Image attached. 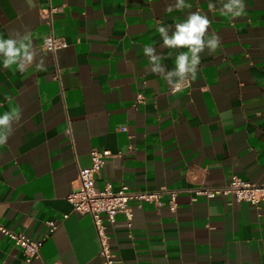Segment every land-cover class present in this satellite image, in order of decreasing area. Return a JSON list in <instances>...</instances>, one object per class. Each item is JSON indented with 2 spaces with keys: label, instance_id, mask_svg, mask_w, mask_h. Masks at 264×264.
Instances as JSON below:
<instances>
[{
  "label": "crops",
  "instance_id": "obj_1",
  "mask_svg": "<svg viewBox=\"0 0 264 264\" xmlns=\"http://www.w3.org/2000/svg\"><path fill=\"white\" fill-rule=\"evenodd\" d=\"M186 2L191 9L167 12L174 0H0V37L27 32L46 68L20 73L0 62V114L21 110L0 147V224L43 240L27 262L0 233V264H103L91 217L67 200L95 148L114 155L98 187L178 192L174 212L164 195L159 207H135L131 224L119 213L108 226L121 264H264V204L197 192L232 176L264 184V0H245L239 18L222 15L219 0ZM196 11L221 43L174 92L143 47L173 70L187 49L163 47L157 27L174 31ZM51 32L67 47L44 48Z\"/></svg>",
  "mask_w": 264,
  "mask_h": 264
},
{
  "label": "built area",
  "instance_id": "obj_2",
  "mask_svg": "<svg viewBox=\"0 0 264 264\" xmlns=\"http://www.w3.org/2000/svg\"><path fill=\"white\" fill-rule=\"evenodd\" d=\"M47 42V43H46ZM68 42L54 35L52 32L45 36L43 47L52 52L67 47ZM188 81L183 88H188ZM122 130L126 126L121 127ZM113 153L108 148H95L91 150V164L87 167H80L78 173L79 185L67 195V200L73 209L79 214L89 215L96 228L100 241V255L103 264H121L113 255L112 240L108 233V226H114L119 213L131 224L133 210L135 207H142L144 202H151L159 207L163 204L162 198L168 196V203L171 211H176L178 192L175 189L162 187L155 191H135L127 186H122L114 190L110 183L104 187L96 185V179L105 163L113 157ZM197 192L206 198H213L217 195L233 194L237 200L250 202L258 205L264 204V184L245 181L237 176H232L230 180L222 186H203ZM51 231L56 228L54 221H48ZM0 233L11 238L16 245L23 248L26 261L31 262L35 256L40 254L43 240H33L23 233H16L0 224Z\"/></svg>",
  "mask_w": 264,
  "mask_h": 264
},
{
  "label": "clouds",
  "instance_id": "obj_3",
  "mask_svg": "<svg viewBox=\"0 0 264 264\" xmlns=\"http://www.w3.org/2000/svg\"><path fill=\"white\" fill-rule=\"evenodd\" d=\"M220 13L232 18L244 16L246 12L245 0H219ZM209 9L216 4H209ZM192 4L186 0H174V3L166 6L167 12L183 11L191 9ZM212 21L207 14L199 11L189 12L183 22L175 25V30L160 25L157 27L163 47L168 49L184 48L187 51L178 52L175 56V67L169 71L162 65V57L156 53L155 47H143V53L150 61V70L164 78L174 92L181 91L188 81H196L198 78L201 54L207 50L209 54L215 52L220 46L221 38L216 33H209ZM171 31V34H170ZM19 36V33H16ZM47 43V42H46ZM37 50L33 47L32 39L26 32L20 39L13 36L0 37V62L4 69H11L13 65L20 73H24L36 61ZM169 56L172 52H169ZM36 71H45L43 58L35 62ZM21 118V110L14 108L0 114V147L7 144L8 138L13 134L14 123Z\"/></svg>",
  "mask_w": 264,
  "mask_h": 264
}]
</instances>
